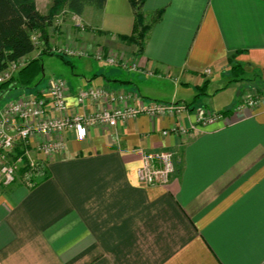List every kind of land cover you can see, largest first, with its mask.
Here are the masks:
<instances>
[{
  "label": "crops",
  "instance_id": "0c3cea01",
  "mask_svg": "<svg viewBox=\"0 0 264 264\" xmlns=\"http://www.w3.org/2000/svg\"><path fill=\"white\" fill-rule=\"evenodd\" d=\"M49 3L35 0L41 14ZM158 9L140 52L121 38L133 29L128 0L85 6L76 15L84 28L66 18L59 37L52 22L47 27L51 50H88L68 60L71 71L79 68L63 79L70 112L107 106L76 104V90L88 86L128 93L118 107L162 101L187 109L94 125L82 139L66 131L64 150L43 157L46 177L31 186L0 184V264H264V0L143 5L145 15ZM99 49L135 68L96 60ZM46 87L15 86L0 107ZM253 96L255 105L244 104ZM206 113L223 116L185 134L169 131ZM42 139L29 147L39 158L34 147ZM162 149L173 153L175 171L166 185H145L136 174L142 153Z\"/></svg>",
  "mask_w": 264,
  "mask_h": 264
},
{
  "label": "built area",
  "instance_id": "2783aa9c",
  "mask_svg": "<svg viewBox=\"0 0 264 264\" xmlns=\"http://www.w3.org/2000/svg\"><path fill=\"white\" fill-rule=\"evenodd\" d=\"M75 18L76 15H74ZM39 32L31 35L37 48ZM59 52L68 57H82L88 53L85 49L68 46L59 47ZM93 57L96 60L108 64L119 62L112 55H104L101 49L95 51ZM23 57L12 62L0 73V82L9 79L12 71H16L26 62ZM135 68L134 64L128 65ZM130 95L124 91H109L101 87L88 86L78 88L75 92L76 104L85 106L87 101H102L107 106L94 112L80 114L69 111L67 105L66 83L62 78H50L47 87L38 95H21L7 101L0 107V184L8 186L16 181V166L18 159L11 158V152L17 144L29 145L35 137H44L35 144L38 153L47 156L64 150V141L60 135L66 131H74L77 139L86 136L87 130L94 125H107L115 127L128 119L146 114L149 116H175L187 109L184 103L162 101H140L136 105L118 107L116 104L130 99ZM258 96H253L244 101V104L253 106L257 103ZM223 113H206L198 115L195 123L189 126L179 125L169 131L185 134L189 129L197 125H207L221 120ZM168 130H162L161 135H166ZM56 135L57 137H52ZM175 171L173 153L162 149L149 150L142 153V161L136 169V174L145 185L163 186L168 184Z\"/></svg>",
  "mask_w": 264,
  "mask_h": 264
},
{
  "label": "trees",
  "instance_id": "16d2710c",
  "mask_svg": "<svg viewBox=\"0 0 264 264\" xmlns=\"http://www.w3.org/2000/svg\"><path fill=\"white\" fill-rule=\"evenodd\" d=\"M106 0H52L48 11L41 14L35 6V0H0V73L10 63L16 62L34 51L35 45L31 38L32 31H38L44 43V50L39 55L28 58L20 66L15 75L0 82V95L5 91L17 86L21 88H32L42 71L41 56L43 54L56 55L66 64L69 63L65 56L51 50L47 45V27L51 24L53 17L60 6L74 15H80L85 6H92L101 10ZM146 0H128L133 14V29L130 35L121 38L128 43H134L138 52L143 47V41L149 28L157 22L162 14V9L155 10L150 15H145L143 5ZM239 64H232L233 79L240 76ZM46 173L45 176L46 177ZM42 177L41 179H43ZM39 179V180H41ZM35 181L32 185H34Z\"/></svg>",
  "mask_w": 264,
  "mask_h": 264
},
{
  "label": "rangeland",
  "instance_id": "374dc122",
  "mask_svg": "<svg viewBox=\"0 0 264 264\" xmlns=\"http://www.w3.org/2000/svg\"><path fill=\"white\" fill-rule=\"evenodd\" d=\"M42 2L46 1V0H40ZM52 3V0H50V3ZM41 9H44V5H40ZM64 7L60 6L58 8L57 13L55 14V16L52 19V24L55 27V33L56 36L59 37L60 32L57 31V27H61L60 25H62L63 20L66 18H69L70 21L72 22V24L77 27L78 29H83L85 23L82 20H79L78 18H71L70 16L68 17V14H66V12L63 11ZM35 32L38 31H32L31 35L35 34ZM42 48L44 50V43L41 40V37L39 35L38 37V42H37V48ZM63 47V46H62ZM88 53V50H85ZM94 53V52H93ZM101 53H103L104 55H106L107 51H105L104 49L101 50ZM65 59L71 61L73 58L76 57H68L66 55ZM116 60H118L119 62H122L124 60L122 59H118L116 58ZM41 65H42V71L40 73V75L38 76L37 80L35 81V86L32 88H29V90L33 89V88H40L44 85H47L48 81L50 78L53 77H57V78H62V79H68L71 77L72 72H77L79 70L78 67H75L76 71H71V63L70 64H66L62 61V59H60L58 56L56 55H49V54H43L41 56ZM116 65H120V63H117ZM121 66V65H120ZM123 67V66H122ZM126 67V66H124ZM127 67H129L127 65ZM238 71V69H235ZM16 71H12L11 75H15ZM239 77V76H238ZM258 91V90H256ZM6 91L0 95V104H2L5 100H7L9 98V96H11L13 93H11L10 95H8L6 97L5 95ZM258 95V93H256ZM255 94V95H256ZM35 149V148H34ZM33 150V149H32ZM36 151V149H35ZM33 152V151H32ZM38 153V151H36ZM40 154V153H39ZM44 155L41 154V158H39L38 156H36L33 153H31V150L29 148V145L26 144H17L14 149L11 152V158L12 159H18L19 162H17V166H16V183L21 182L23 184H25L26 186H31L35 181L41 179L42 177L45 176L46 173V160H44Z\"/></svg>",
  "mask_w": 264,
  "mask_h": 264
}]
</instances>
